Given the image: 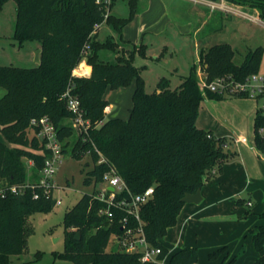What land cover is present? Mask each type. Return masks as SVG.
Segmentation results:
<instances>
[{
	"label": "trees",
	"instance_id": "trees-1",
	"mask_svg": "<svg viewBox=\"0 0 264 264\" xmlns=\"http://www.w3.org/2000/svg\"><path fill=\"white\" fill-rule=\"evenodd\" d=\"M8 0H0V10ZM17 20L14 37L22 45L26 41L41 42V63L33 67L0 65V87L6 91L0 97V187L28 182L25 159L33 164L32 182L39 181L45 160L51 155L39 129L31 125L33 118L49 116L64 153L72 145L74 156L89 153L94 166L84 180L86 185L103 182L110 167L124 179L130 191L142 193L155 187L153 197L142 205L140 215L146 238L151 246L160 247L159 261L141 262L142 252H128L123 247L108 250L112 236H121L127 227L139 222L122 209L105 211L107 204L97 197V191L84 193L64 216L66 249L60 257L73 264H162L169 249L162 240L168 229L178 223L186 204L182 198L203 187V179L222 172L230 153L225 151L226 139L216 138L197 125L204 99H219L222 95L209 87L202 88L200 72L195 64L179 87L172 89L170 79L162 77L157 89L148 93L142 70L135 64V50L126 57L118 50V41L110 35L105 41L92 35L94 26L103 20V9L97 0H15ZM117 0H113L112 8ZM139 0H129L130 13L121 18L112 13L107 22L122 33L138 12ZM259 9L264 18V0H228ZM138 52L145 54L144 45ZM103 48L117 53L115 62L100 58ZM83 49L92 66L90 76L74 75L82 61ZM235 49L229 43L212 45L200 51L199 63L206 73L204 81L231 74L243 81L259 72L264 50L251 49L241 64L233 57ZM136 84L133 107L127 119L107 118L105 99L108 88L118 89ZM71 90L80 100L84 118L90 121L88 132L79 133L68 119H75L63 97ZM259 121L255 118V128ZM76 134V138L71 137ZM86 136V140L83 137ZM257 150L264 155V146L256 136ZM106 161L100 162L102 158ZM213 170H216L213 172ZM39 193L38 198L34 197ZM237 203H239L237 201ZM55 199L47 197L41 186L28 187L21 193H8L0 198V264H10V256L22 253L28 245L27 216L54 208ZM129 216L123 229L122 219ZM264 221V210L258 213ZM80 233V238L77 234ZM258 252L255 264H264V222L251 230ZM225 247L210 253L216 256ZM236 258H232L229 264ZM168 264H198V247H186L171 254Z\"/></svg>",
	"mask_w": 264,
	"mask_h": 264
},
{
	"label": "rangeland",
	"instance_id": "rangeland-1",
	"mask_svg": "<svg viewBox=\"0 0 264 264\" xmlns=\"http://www.w3.org/2000/svg\"><path fill=\"white\" fill-rule=\"evenodd\" d=\"M165 1L173 9L172 18H169ZM174 1H138L137 14L123 30L124 37L138 45L121 38V33L108 23H104L98 30V39L102 42L113 35L118 41L119 52L124 56L127 57L131 50H135V64L146 66L142 75L148 93L157 89L162 77L170 79L172 89L179 87L195 65L196 47L208 51L212 45L229 43L235 49L233 59L237 64L244 61L251 49L262 47L264 50V18L260 16L259 9L247 4L235 6L230 3L228 5L234 10H226L219 6L212 7V3L219 4L222 0H182L187 3L191 16L195 18L188 26L185 24L187 22L180 21L181 14H176L180 7ZM16 9V1L8 0L0 10V65L33 67L38 64L35 53L38 48H42L41 42L26 41L21 45L15 39ZM111 13L121 18L127 17L130 13L129 0H117ZM199 18L206 22L199 34H194V24L199 23ZM145 31H149L146 36ZM205 39H208L206 43ZM142 43L145 44V54L138 52V46ZM99 55L106 61L115 62L117 59V53L108 48L101 49ZM87 59V52L83 49L82 60ZM196 64L198 73L205 76L200 63ZM79 65L80 63L77 66ZM260 71H264V54ZM5 91L0 87V97ZM257 107L258 103L254 99L238 95L224 94L219 99L206 98L202 102L197 125L216 138L226 139L225 151L230 153L226 160L239 163L240 160H256L258 166L260 164L264 169V155L258 154L254 146ZM67 122H71L78 130L75 120L68 119ZM76 137L74 134L71 138ZM0 140H4L1 126ZM25 164L28 181H33V164L28 159H25ZM93 166L94 160L89 153L77 158L74 156L73 146H68L62 155L59 169L52 178L56 184L54 199L61 200V203L55 204L50 211L34 212L27 216V228L30 232L27 248L22 253L11 255L10 264H73L60 257L66 249L64 216L84 193H99L105 187L104 182L97 185L84 183ZM221 174L219 171L203 179L202 195L205 190L210 189L208 182L211 181L215 191L214 203L199 213L196 216L198 220L185 227L181 233L179 229H168L167 240L175 243L180 239L183 241L182 246H197L198 264H229L232 258L236 259L231 264H255L258 253L249 228L255 226L257 213L264 210V188L246 189L244 187L248 185V178L233 180L232 175L224 178ZM209 201L210 196H207L190 206H204ZM121 247L116 236H112L107 249L118 250ZM223 247L225 249L216 256H210V253ZM171 254L169 252L167 260Z\"/></svg>",
	"mask_w": 264,
	"mask_h": 264
},
{
	"label": "built area",
	"instance_id": "built-area-1",
	"mask_svg": "<svg viewBox=\"0 0 264 264\" xmlns=\"http://www.w3.org/2000/svg\"><path fill=\"white\" fill-rule=\"evenodd\" d=\"M113 0H97V3L103 9V20L97 22L94 26L92 35H94L102 27L112 11ZM212 7H215L213 5ZM222 9L226 7L221 6ZM74 75L75 71H73ZM202 88L209 87L211 90L224 94H232L254 99L258 103L256 109V118L259 121L258 127L255 128V138L258 136L264 146V71L254 72L247 76L243 81L236 79L233 75L219 76L210 83L204 81V76L200 74ZM226 92V93H224ZM63 97L67 100L69 109L75 114V125L78 127V132H88L90 121L84 118V111L81 107L80 100L71 90H67ZM108 107L106 108V111ZM31 125L39 129L40 137L45 140L46 148L51 151V155L45 160L39 181H28L24 184H4L0 187V198L5 197L8 193H21L28 187L41 186L44 188V194L49 197L53 196L55 182L52 181L53 176L59 169L62 162V143L58 137V132L49 116L33 118ZM86 136L83 137L86 140ZM254 138V146L257 149ZM106 161L103 157L100 162ZM103 182L105 187L97 194V197L107 204L105 211L109 216L113 215L112 208L122 209L127 214L132 215L139 222V225L134 229L127 227L129 224V216L122 219L123 229L126 228L123 235L116 236L117 241L128 252H142L141 262L159 261L158 256L161 253L160 247L151 246L146 238L144 231V222L141 218L140 211L143 204L148 202L154 195L155 187L150 186L142 193L134 194L128 188L124 179L116 172L114 167H110L104 173ZM111 187L113 189H111ZM39 193L35 192L34 197L38 198ZM54 197V196H53ZM61 200H55V204H60ZM162 264H167L166 259L160 261Z\"/></svg>",
	"mask_w": 264,
	"mask_h": 264
},
{
	"label": "crops",
	"instance_id": "crops-1",
	"mask_svg": "<svg viewBox=\"0 0 264 264\" xmlns=\"http://www.w3.org/2000/svg\"><path fill=\"white\" fill-rule=\"evenodd\" d=\"M174 2L179 3L180 9L176 10V14H181V15H179L182 18V19H180V21H185V22H187L185 24L190 26L191 23L195 19L194 17L191 16L192 15L190 13L191 9L189 8V6L187 5V3L185 1L175 0ZM230 3L231 2H229L228 0H222V2L219 4L212 3V6L215 5V7L219 6L220 8H221V6H224V7H226V10H228V9L234 10V8H232L228 5ZM231 4H233L235 6L239 5V4H234V3H231ZM166 9H167V13L170 15L169 16V18H170L173 14V9L171 7L170 8L168 7L167 2H166ZM252 18L257 19L255 17H252ZM199 20H200V18H199ZM258 21H261V20L259 19ZM205 22H206V20H202V21L200 20L199 23L194 24V34H196V33L199 34V32L201 31L203 24ZM124 28H123V30H124ZM123 30L121 33V38H123L126 41L132 42L135 45H138L136 42H134L128 38H125L123 35ZM147 32H149V31L144 32L145 33L144 36H146ZM153 33H155V32H153ZM98 36H99V33H98ZM207 40L208 39H205L204 43H206ZM141 45H145V44L142 43ZM200 51H201L200 47L199 48L196 47V56H195L196 62H195V64L197 62H199ZM157 58L159 59V57H157ZM74 71H75V74H78L81 76L82 75L90 76L91 72H92V66L90 64H88L87 60H82L80 62V65L77 66L74 69ZM135 87H136V84L132 83L130 86L121 87V88H118L116 90H114V89L111 90V88H108L106 90L105 99L109 102L108 110L106 111L107 112V118L121 117V118L127 119L129 117L131 108L133 107V93L135 91ZM255 151L258 152V154H261L260 151L257 150L256 148H255ZM261 166H260V164L258 166L256 160H240V163L235 162V160H226L223 164V170H222V172H221L222 174L220 176L221 177L224 176V178H227L228 176L232 175L231 178L233 180L244 179L246 177V178H248V179H246L248 185L244 188L252 189V190L253 189L254 190H261L264 188V186H263V184H264V182H263L264 181V169L261 168ZM215 171L216 170H213V172H215ZM215 173H217V172H215ZM261 178H263V179H261ZM208 183L210 184V189L204 191V193L202 195L203 196L202 200L205 197L210 196L209 203H207V205H204V206H199V205L190 206L191 203H186L183 206V208L179 214L178 223L169 229H173V228L179 229V231L181 233V231H183L185 227H187L189 224L191 225V223H195V221L198 220V218L196 216L199 213L204 212L205 209L207 208V206L212 205L214 203V201H213L214 196H215V191H213L214 187L211 184V181ZM243 189H241V190H243ZM216 192H217V190H216ZM249 203H251V201H249ZM192 204H196V203H192ZM260 212H262V211H260ZM255 219H256L255 220V226L250 227L249 231H251L252 229H255L257 225L264 222L261 219H259V216L256 217ZM162 242L169 249L170 253H174V252H176L180 249L186 248V247H194L195 246V245H193V246H182L181 244L183 241L182 240L180 241V239L177 240L175 243H172L170 240H167V235H166V238L162 240ZM186 243H187V241H185V244ZM195 247H197V246H195ZM257 258H258V254H257L256 259ZM256 259H255V261H256Z\"/></svg>",
	"mask_w": 264,
	"mask_h": 264
},
{
	"label": "water",
	"instance_id": "water-1",
	"mask_svg": "<svg viewBox=\"0 0 264 264\" xmlns=\"http://www.w3.org/2000/svg\"><path fill=\"white\" fill-rule=\"evenodd\" d=\"M41 52H42V48H38L36 50V53H35V60L38 64L41 63ZM111 189H113L111 187ZM202 189L199 188L197 190V192L195 193H187L183 198H182V201L186 202V203H199L202 201ZM77 238L79 239L80 238V233L77 234Z\"/></svg>",
	"mask_w": 264,
	"mask_h": 264
}]
</instances>
